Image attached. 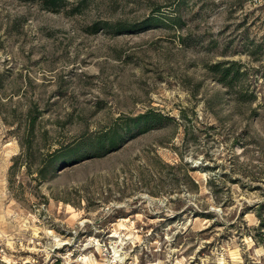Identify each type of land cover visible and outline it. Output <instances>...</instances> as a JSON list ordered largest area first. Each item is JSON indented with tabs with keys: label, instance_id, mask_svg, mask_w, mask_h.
<instances>
[{
	"label": "rangeland",
	"instance_id": "rangeland-1",
	"mask_svg": "<svg viewBox=\"0 0 264 264\" xmlns=\"http://www.w3.org/2000/svg\"><path fill=\"white\" fill-rule=\"evenodd\" d=\"M263 203L264 0H0V264H264Z\"/></svg>",
	"mask_w": 264,
	"mask_h": 264
},
{
	"label": "trees",
	"instance_id": "trees-1",
	"mask_svg": "<svg viewBox=\"0 0 264 264\" xmlns=\"http://www.w3.org/2000/svg\"><path fill=\"white\" fill-rule=\"evenodd\" d=\"M22 1H34V0H22ZM40 1V5L46 9V10H50V11H56L58 10L60 7H62L64 5V2L66 0H39ZM149 114H145L144 117L148 118ZM108 135V134H107ZM101 143V142H99ZM113 145L115 144V139L113 138V136H110L109 138V145ZM65 148H60L59 151L60 152H64ZM69 152V151H68ZM63 156H67L66 153L62 154V158ZM263 206L262 208L264 209V203L261 205Z\"/></svg>",
	"mask_w": 264,
	"mask_h": 264
}]
</instances>
